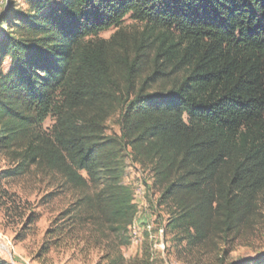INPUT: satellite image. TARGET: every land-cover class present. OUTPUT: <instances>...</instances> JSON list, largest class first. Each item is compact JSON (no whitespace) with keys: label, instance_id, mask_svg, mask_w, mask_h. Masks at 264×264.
Masks as SVG:
<instances>
[{"label":"trees","instance_id":"16d2710c","mask_svg":"<svg viewBox=\"0 0 264 264\" xmlns=\"http://www.w3.org/2000/svg\"><path fill=\"white\" fill-rule=\"evenodd\" d=\"M126 17L142 28L127 32ZM115 111L118 137L104 129ZM126 149L161 188L166 230L187 248L228 238L257 214L264 0H7L0 152L11 164L0 190L34 167L80 195L47 236L78 235L83 223L122 234L136 214L121 182Z\"/></svg>","mask_w":264,"mask_h":264},{"label":"rangeland","instance_id":"374dc122","mask_svg":"<svg viewBox=\"0 0 264 264\" xmlns=\"http://www.w3.org/2000/svg\"><path fill=\"white\" fill-rule=\"evenodd\" d=\"M6 4L7 0H0V14ZM122 27L127 32L142 28L129 17ZM115 31L109 29L98 37L108 39ZM7 65L8 60L3 67ZM118 116L115 111L105 121L106 135H120ZM53 122L48 118L44 130ZM122 162L121 182L130 190L136 214L127 231L118 235L108 227L102 230L83 223L78 235L60 240L47 236L61 223L62 214L75 205L79 193L63 189L59 177H44L34 167L21 177L4 180L0 190V264H108L107 257L118 256L120 264H231L264 256V205L230 237H210L202 245L187 248L166 230L167 208L158 204L161 188L152 186L146 168L133 161L129 149L123 153ZM10 164L0 152V171ZM30 218L35 221L29 223Z\"/></svg>","mask_w":264,"mask_h":264}]
</instances>
